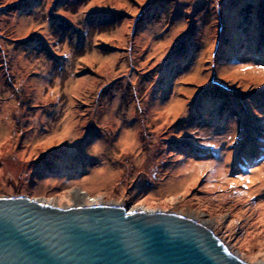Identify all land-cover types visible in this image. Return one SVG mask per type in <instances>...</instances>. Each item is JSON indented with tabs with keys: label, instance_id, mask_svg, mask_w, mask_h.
Listing matches in <instances>:
<instances>
[{
	"label": "rangeland",
	"instance_id": "374dc122",
	"mask_svg": "<svg viewBox=\"0 0 264 264\" xmlns=\"http://www.w3.org/2000/svg\"><path fill=\"white\" fill-rule=\"evenodd\" d=\"M76 188L264 261V0H0V195Z\"/></svg>",
	"mask_w": 264,
	"mask_h": 264
},
{
	"label": "water",
	"instance_id": "95a60500",
	"mask_svg": "<svg viewBox=\"0 0 264 264\" xmlns=\"http://www.w3.org/2000/svg\"><path fill=\"white\" fill-rule=\"evenodd\" d=\"M0 264L252 263L202 220L111 202L62 207L0 195Z\"/></svg>",
	"mask_w": 264,
	"mask_h": 264
},
{
	"label": "bare ground",
	"instance_id": "6f19581e",
	"mask_svg": "<svg viewBox=\"0 0 264 264\" xmlns=\"http://www.w3.org/2000/svg\"><path fill=\"white\" fill-rule=\"evenodd\" d=\"M218 141H220V143L226 142V140L223 137H222V139H219ZM222 148L223 149L221 150V157L225 156L226 153H227V150L225 149V147H222ZM221 161H223V159H220V161H219L220 164L218 163L219 166H215V168L218 167L217 169H215V171L219 174V176L222 175V171L221 170L224 168V165L226 164L225 162H221ZM187 168H189V166L188 167L186 166V168L184 167V169H187ZM258 175H261V174H258ZM72 192H73V195H74L75 200H76V204L75 205H84V204H86V202H85L86 201V193L83 190H80L79 188H76ZM41 200H44V199H41ZM44 201H46V200H44ZM46 202H48V201H46ZM48 203L56 205L53 202H48ZM261 212H262L261 213L262 217L264 219V205H262V207H261ZM190 216H192V214H190ZM204 223H206V222H204ZM236 253H237V255H240L238 252H236ZM261 262H264V261H261Z\"/></svg>",
	"mask_w": 264,
	"mask_h": 264
},
{
	"label": "built area",
	"instance_id": "2783aa9c",
	"mask_svg": "<svg viewBox=\"0 0 264 264\" xmlns=\"http://www.w3.org/2000/svg\"><path fill=\"white\" fill-rule=\"evenodd\" d=\"M92 201H93V203L103 202V201H101V200L94 199V198H91V203H92Z\"/></svg>",
	"mask_w": 264,
	"mask_h": 264
}]
</instances>
